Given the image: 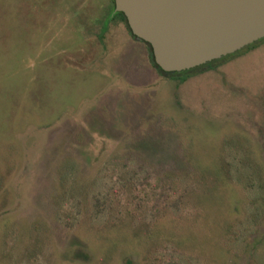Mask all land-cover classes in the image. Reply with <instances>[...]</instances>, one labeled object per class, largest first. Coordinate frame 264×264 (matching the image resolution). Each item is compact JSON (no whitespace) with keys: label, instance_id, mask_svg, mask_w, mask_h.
<instances>
[{"label":"rangeland","instance_id":"rangeland-1","mask_svg":"<svg viewBox=\"0 0 264 264\" xmlns=\"http://www.w3.org/2000/svg\"><path fill=\"white\" fill-rule=\"evenodd\" d=\"M112 2L0 0V264H264V37L166 73Z\"/></svg>","mask_w":264,"mask_h":264},{"label":"water","instance_id":"water-1","mask_svg":"<svg viewBox=\"0 0 264 264\" xmlns=\"http://www.w3.org/2000/svg\"><path fill=\"white\" fill-rule=\"evenodd\" d=\"M162 72H178L264 37V0H114Z\"/></svg>","mask_w":264,"mask_h":264},{"label":"trees","instance_id":"trees-1","mask_svg":"<svg viewBox=\"0 0 264 264\" xmlns=\"http://www.w3.org/2000/svg\"><path fill=\"white\" fill-rule=\"evenodd\" d=\"M113 8H114V7H113V2H112V5H111L110 11H109V15H108L106 21L112 20V19L117 18V17H120V18L124 21L125 18H124L123 13H121V12H113ZM106 21H105V22H106ZM255 43H256V42H254L253 44L247 45V46H245V48L252 47V46H254ZM228 56H231V55L228 54V55L225 56V57H221V58H219V59L212 60V61L207 62V63H205V64H201V65H199V66H196V67H194V68H191V69L187 70L186 72H185V71L182 72L181 75H184L185 73H189V72H192V71L202 70V69H205V68H213L214 66H216V64H218L219 62L225 60ZM174 74H176V73H174ZM179 80H184V77L180 78ZM142 195H143L144 197H148V195H149L148 190H147V189H146V190L144 189V190L142 191ZM79 255L82 256V257L84 256L83 252H80Z\"/></svg>","mask_w":264,"mask_h":264}]
</instances>
